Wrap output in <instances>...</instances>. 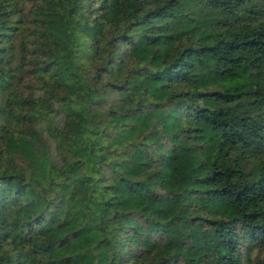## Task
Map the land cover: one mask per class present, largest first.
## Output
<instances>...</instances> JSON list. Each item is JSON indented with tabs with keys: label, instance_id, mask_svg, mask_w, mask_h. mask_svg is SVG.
Segmentation results:
<instances>
[{
	"label": "trees",
	"instance_id": "16d2710c",
	"mask_svg": "<svg viewBox=\"0 0 264 264\" xmlns=\"http://www.w3.org/2000/svg\"><path fill=\"white\" fill-rule=\"evenodd\" d=\"M0 264H264V0H0Z\"/></svg>",
	"mask_w": 264,
	"mask_h": 264
}]
</instances>
